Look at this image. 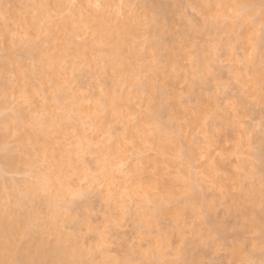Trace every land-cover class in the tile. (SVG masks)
Wrapping results in <instances>:
<instances>
[{"label":"rangeland","instance_id":"1","mask_svg":"<svg viewBox=\"0 0 264 264\" xmlns=\"http://www.w3.org/2000/svg\"><path fill=\"white\" fill-rule=\"evenodd\" d=\"M220 1L227 6L223 15L206 9L200 0H92L85 10L89 16L93 10L109 11L111 16L115 12L118 25L137 19L135 45L144 59L115 67L117 56L111 47L97 46L91 57L65 59L60 94L41 91L35 104L12 93L4 98L6 109L0 111V121L21 112L27 116L23 124L31 128L44 105L59 114L67 107L94 112L107 105L112 93L121 97L120 115L97 119V124H104L103 131L85 118L78 120L83 126L73 120L72 126L63 123L68 136L58 124L48 127L55 150L73 149L80 170L69 178L72 190L67 201L50 198L52 183L40 192L41 198L27 199L32 202L28 201L29 217L37 215L27 222L38 223L36 231L28 230L34 232L30 241L39 238L53 245L65 241V237L57 239L59 232L72 235L84 254L80 252L69 264H264V0ZM4 3L0 0V64L10 57L14 64L11 72L0 75V84L14 80V70L29 72L36 66L38 47L47 41L45 35L31 38L27 26L3 13ZM81 7L80 0H73L63 13L54 12V22L61 24L72 9ZM248 11L252 16H246ZM154 28L159 29L154 37L158 47L151 51L146 45ZM91 40L89 31L76 38L81 44ZM172 53H176L175 63L169 59ZM119 72L132 75L130 81L118 82ZM25 83L39 87L38 72L30 73ZM147 86L153 88V96L145 92ZM158 127L166 129L179 153L164 157L149 144L145 150L137 147L134 134L142 143ZM70 131L74 135L69 136ZM79 140L91 147L90 154ZM103 148L116 153L112 179L102 169ZM7 152L23 162L12 168L4 157ZM147 158L156 161V168L145 163ZM135 167L143 169L146 181L178 182L175 195L166 199L161 189H151L152 198L144 203L147 186L131 195L136 181L125 178ZM48 174L53 176L51 162L30 160L18 135H10L0 149V177L16 186L17 195L23 197L24 184L34 186ZM45 188H51V193ZM16 197L0 195V204L15 205ZM161 199L167 214H159ZM52 201L59 207L53 203L51 208ZM52 209L56 211L51 213ZM22 213L21 217L26 212ZM27 234L17 242L27 239L29 243Z\"/></svg>","mask_w":264,"mask_h":264},{"label":"bare ground","instance_id":"2","mask_svg":"<svg viewBox=\"0 0 264 264\" xmlns=\"http://www.w3.org/2000/svg\"><path fill=\"white\" fill-rule=\"evenodd\" d=\"M121 1L122 0H120V2ZM72 2L73 0H5V3L3 5L4 14H9L10 17L17 19L24 26H27L31 31L30 34L31 38H35L38 35H45L47 37V41L45 46L38 47V54H37L38 64L36 66L30 67L29 72H25V70L23 69L14 70L15 79L0 84V111L6 109V105L3 100L4 98L9 96V93H12L11 95H16L18 97L25 99L30 104L36 103V97L38 93L41 91L45 92L52 90L53 92H57V95L60 94L58 93V91H60L61 88L59 77L61 73L64 72L65 59H67L68 57H75V58L91 57L93 49L97 46L101 47L103 45H108L111 47L112 52H114L115 55L117 56L115 67L121 63L129 62L130 60L139 61L144 59V54L135 45L137 25L134 23V21H136L137 19L131 20L132 18L131 19L129 18V20L127 19L122 25H118L117 24L118 14L115 12L114 14L116 15L111 16L112 13L110 14L109 11L107 13H102V11L97 12V10H93L91 16H89L85 13V10L88 7H90L89 5L92 3V0H80V3L82 5L81 8L72 9L71 16L65 17L61 24L54 22L55 21L53 15L54 12L63 13L67 8L70 7ZM200 2L205 6L206 9L210 10L211 12H216V14H220V15H223L224 10L227 8L225 3H223L220 0L219 1L200 0ZM20 11L21 14L19 13ZM104 12H106L105 9ZM250 15H251V11L246 12L247 17H249ZM88 31L90 32L92 38L91 42L83 43V44L77 43L76 38L83 37V35L86 34ZM158 33H159V29L157 28H154L150 32V36H152L153 38H151V40L147 43L146 47L151 51H155L156 48L158 47V45L154 40V37H156ZM181 48L184 50L183 47ZM178 50L180 52H183V50L179 48ZM169 59L171 63H175L176 53L170 54ZM13 64H14L13 57H10V59L5 63L0 64V75L11 72ZM35 71L38 72V79L40 82L39 87L25 83V79L29 77V74ZM131 76L132 75L119 72L117 78L120 80H118V82L121 81L129 82ZM153 80L154 79L151 78L150 81L152 82ZM63 90L64 89L61 88V91ZM145 92L148 95L153 96L152 87L147 86L145 88ZM120 100L121 97L117 95V93H112L107 105L102 108L101 107L96 108L94 112L92 111L88 112L87 110L83 111L82 109H77V111L75 112L73 109L74 107H67L65 110H63L62 114H59L56 112L55 113L52 112L49 108H47V106L44 105L41 110V114H42V115L40 114L41 117L39 116L40 118L33 119L32 122L35 125L34 127L31 128H28L23 124V120L27 116L21 112L19 113V115L16 116L7 115L0 121V131L6 129L11 132L10 134L0 133V149L5 148L6 141L8 140L10 135H18L19 141L21 145L26 149V155L30 158V160L38 159L39 161L42 162L49 160L51 162V168L53 170L52 177L50 176V174H48V176L50 177H46L42 180L40 178V181L36 183L34 186L33 184H31L32 186L24 184L25 186L23 185L24 186L23 193L21 191L23 197L21 195H17V192L15 191L16 186L11 185L10 183L4 181L0 177V195L6 194L8 196H13V197L19 196V199L22 197L19 201H17V197H16V200L14 201L15 205H12L13 203L8 205L5 204L4 206L0 204V248L3 250L2 252L0 251V264H66V263L69 264L72 261V259L79 258L81 256V253L84 254V252H82L80 248L75 246V243L73 241L74 237L72 235L70 236L69 234H67L66 236L62 234V232H59L60 234L56 233V235L57 234L60 235L57 236V239H60L59 237L61 238L65 237L64 239L62 238V240H65L64 241L65 243L61 242L60 240L59 241L56 240L57 242L55 243L57 244L52 243L53 245H51L49 242H47L49 244L45 245V243H43L45 241L38 240L39 239L38 233L36 232L37 233L36 237L38 239L35 241L37 243L33 245L35 242L33 243L32 241L29 240V238L30 239L34 238V236L29 237V235L31 234L33 235L34 232L30 234L28 233V230L36 231L38 227L36 225L38 223L36 224L35 221H34L35 225L33 223L31 225L30 223L31 226H35L31 229L30 228L31 226L27 222V219L29 217V212L30 213L32 212L31 210L32 208H30V204L28 203V201L30 202V200L27 199L32 198L33 196L36 199L37 195L39 196V198H41L40 192L41 193L43 192L42 190L44 189L45 186L50 187L48 186L50 183H52L54 186V190H52L53 193L50 196L51 199L53 200L60 199L61 201L62 199L67 198L69 195H71V190H72L69 178L72 174H75L77 172V169L80 166L79 164L78 166L77 163L75 164V161L77 159H74L76 156L74 157L75 151H73V149H71L72 152L70 150L69 151L65 150L68 149L66 147L65 149L57 148V150H55L54 143L52 141L53 135L51 136L52 132L48 131L50 129L48 127L51 125V127L53 126L52 128H54V124H58L63 127V123L65 125L67 121H69V123L71 124L72 122L71 120L76 122L80 119L85 118L86 120L91 121V124L92 123L95 124L98 131H103L105 129V126L103 123L97 124V119L100 118L101 120H103L104 118L105 120H107L113 115H120L121 111L118 107V103L120 102ZM104 113H106V115L104 117H101V115ZM148 120L154 121L153 117H148ZM78 122L80 123L81 121ZM75 125L76 124H73L74 127ZM70 126H72V124ZM67 129L65 128V130H62L64 132L63 135L68 136L69 133ZM73 130H75V128H73ZM77 131L79 130L77 129L76 132ZM83 131L84 130H82V132ZM72 135L74 134L71 133L69 136ZM139 138L140 137L137 134L133 135V139L135 140V143L140 150H145V144H149L150 146L158 150L159 153L164 157L165 156L167 157L172 152L179 153V149L177 148L176 142L174 141L173 138L170 137V135L168 134L165 128L158 127V129L155 130L153 134L146 135V137L143 138L142 143L139 141ZM85 140L86 139H84V143L85 142L87 143V141ZM79 142L82 141L79 140ZM84 143L83 145H85ZM87 144L85 145V147L87 146L86 148L89 151L87 152L90 154L89 149L91 147L89 148L88 147L89 145ZM75 147L79 148V150L84 149L85 153H87L85 147L84 148H81L79 146H75ZM92 151L94 150L92 149L91 153ZM98 153H100L99 149H98ZM101 155L102 157L100 158L101 159L100 162H102L101 165H103L102 169L109 171L111 173L112 167L115 165L116 153L114 152V150L110 148H103L101 149ZM4 157L5 160L9 162V165L12 168H15L18 164L23 162V159L21 157H14L11 155L10 152H7ZM145 163L156 168L155 167L156 161L154 159L147 158L145 159ZM75 165H77L78 168ZM219 165L221 166V163H219ZM160 172H162V170H160ZM110 175H112V177L109 176L110 179H112L114 174L111 173ZM143 176H144L143 169L140 167H135L132 169L131 175L128 174V176L125 179L126 181L130 180V183L131 181H136L135 183L131 184V188L132 187L134 188L130 192L131 195H134L138 188H142L143 190L145 186L149 188L145 190L146 197L144 203L148 202L152 198L150 195L151 189H161L163 192H165L166 199L172 198L175 195L176 192L175 188L178 182L174 181L173 183L166 185L154 179L150 181H146L144 180ZM50 189H46V191L45 190L44 191L47 192L48 190L47 193L50 194L51 193L49 192ZM111 189L113 190V188L110 187V191ZM17 191L20 192L19 188ZM44 194L45 193H43L42 196ZM46 197L47 196H45V198ZM67 200L68 198L66 199V201ZM31 201L34 200L31 199ZM36 201H40L41 203L40 199ZM162 202L164 201L161 199L160 200L161 207L159 209V214H167L169 211L162 205ZM30 203L32 204V202ZM53 203L54 202L52 201L51 204L52 206L50 205L51 208L52 207L54 208ZM20 207L22 209H26V211H24L26 212L25 214ZM35 207L37 209V206ZM58 207L59 205L57 204L56 208ZM19 209L21 213L23 212L22 214H24L25 216L24 215L23 217L20 216L21 213L19 212ZM53 210L55 209H52L51 213H54ZM56 213L58 214V212ZM54 216L55 215L53 214L51 218L52 217L54 218ZM34 217L33 218L31 217L32 222ZM56 217L59 218V215H56ZM52 220L55 221L56 218L55 220L51 219V222L53 224L54 222ZM36 221H38V219ZM52 224H49V227ZM55 224H56L55 226H57V223ZM50 228L54 229L53 226H51ZM56 230L57 227L56 229H54V231L51 229L50 232L52 231L55 232ZM46 231H48L47 228ZM24 234H27V238L29 237L28 241H30L29 243H25L27 241L26 239L25 242H23L25 245H23L22 242L19 243L17 242L18 238L20 239L21 236H22L21 238H23V236L26 237V235ZM42 238L43 237H41L40 239L42 240ZM49 245L51 246L49 247ZM76 248H78L77 251ZM80 259L73 261H80ZM153 264H163V263H160L159 261H155Z\"/></svg>","mask_w":264,"mask_h":264}]
</instances>
